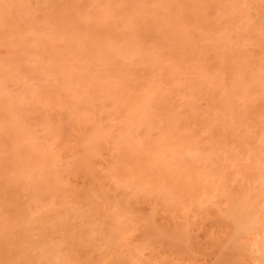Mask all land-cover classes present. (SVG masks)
I'll return each mask as SVG.
<instances>
[{"label": "bare ground", "instance_id": "obj_1", "mask_svg": "<svg viewBox=\"0 0 264 264\" xmlns=\"http://www.w3.org/2000/svg\"><path fill=\"white\" fill-rule=\"evenodd\" d=\"M48 1H50L49 5L47 4ZM103 1L63 0L62 2L61 0V4H58L59 0H0V48H2L1 46L6 44V46L8 47L7 55H9L7 59H2L3 57H1L0 59V264H264V125L260 123L264 120L261 121L262 118L260 120V113H258L257 115L259 116V118H256L257 116L254 114H248V112L251 113L252 109L254 108L252 107V102L250 107L252 109L246 111V109L244 110L245 106L243 107V109H241V107L243 106V100L241 102L237 101L238 104H235L234 102H236V100L233 101L232 99H230L231 94L234 95V97L232 96L233 98L236 97L234 90L238 89L239 85L237 87V82L233 80V82H235L234 86H236L237 88L231 87L230 92L232 93L230 94L229 90H227L228 87L225 89V85L228 82V80L225 81V79H229V76H225L223 74L226 71L225 69L229 68L228 63L230 62L231 63L229 66L232 67V64L234 63L236 71L237 69L239 71V68H241V70L239 71L240 73H243V70L246 71V69L251 67L249 65L250 62V64L253 65V68H255L254 73L257 69V67H255L256 65L258 66V68L259 66L260 68L264 66V57L262 56V54H264V0H231L232 2L228 0L229 2H231V4H229L232 5V8L227 3L228 1L225 0V2L227 3L226 5L223 0L222 2L224 6H221V12H223L222 10H224V7L227 6H229V9L231 8V11L229 9H226L225 12L224 10V15L222 16L220 9L217 10L220 12L221 18H225L226 24H224V18L222 19L223 21L221 19H218V17L220 18V15H218V17L215 16V14L217 15L219 13L217 12V10H215V8H218L216 6L220 5L221 0H210V4H213V6H215L214 8L210 7V5L207 4L208 0H202L201 2L200 0H198L200 3L193 0V2L195 1L196 3H198L199 8H202L201 11L204 9L203 12L200 11L201 14H205L204 16H206V13L208 12H206V8H208V10H210L211 12L215 11L213 15L214 20H208L211 21L212 27L215 26L214 24H217L218 20H220L219 22H222V24H224L221 26V23L218 22V24L216 25L217 29L215 28V32L218 33H216L215 36L214 31L211 33V31L213 30L211 27H209L211 26V24L208 23L207 27L211 29V31L209 32L210 37L213 35L215 36L213 37V41V38H211V40L209 39V34H207L208 32L205 33V31H208L209 29H204L205 31L203 29L201 30L203 26L206 27L207 25L206 23H204L207 21V16L204 18L202 15L201 17V14H198L200 13L199 8L196 4V6H194V3H192V1H189L192 3L191 6L193 5L192 9L194 10V7H197L195 9V11L197 10V16L199 15V18H203H200L201 20H199V22L197 21V19L199 18L191 15V21L195 18L194 23H196L197 21V23L199 24L194 25L193 22L189 21L191 26H189L188 24L186 25V27H191L192 29L185 28L184 25L187 23H183L184 19H182V17L184 16V14L180 18L178 14L172 12L173 9H171L170 11L173 13H171L172 15L169 14V11L168 13L166 12V10L170 8L169 5L171 2H168L169 0L166 1L169 3V5L166 3H164L166 4L164 5L160 0L159 2L157 0L156 2L154 0L156 2L155 4L153 0H148V3L151 2L150 4L152 6L154 5L153 7L150 6V4H147L146 0V6L142 2L143 0H132L133 2L122 0V2L120 3L117 2L119 4V9H117V6V8L115 7V4H117L115 2L118 0H113V8L110 6V3H107L109 2V0H107V2L106 0ZM137 1L141 2L139 3ZM53 2H56V4H54ZM128 2H130L129 4L131 5H129ZM183 2V4L186 3V1ZM214 2H216V5L214 4ZM218 2L219 5L217 4ZM102 3H106L107 5H103ZM159 3H161V5H159ZM126 4L130 6V9H132L128 13V18H130L133 14L132 11L136 13L138 8V14H133L135 20L138 17V21H134L133 25V23L131 22L134 19L131 20L130 18L129 20H131V22H128L131 23L132 26H130L129 29L128 25L130 24L127 23L125 21L126 18H124L127 17L125 15L129 11L128 6L125 8ZM93 5L95 6L96 13L98 12L99 15L95 13V10H93ZM99 5L102 9L98 8ZM101 5L103 6L101 7ZM140 5L142 7H140ZM201 5H203L204 7ZM206 5H208L209 7ZM108 6L110 8H108ZM143 6L145 8L149 6L150 11L153 12V14L150 12L146 13L147 10L145 11V9H143ZM183 6L185 7V5H181L179 7L181 8ZM244 6L245 8H248L246 9V11L252 9L254 13H251L250 11L246 13V11H243ZM84 8L87 10L83 11L82 9ZM89 8H92L91 10H93V12L89 11ZM111 8L122 11L120 13L124 16L122 18H124L125 20L122 21L120 19V13H117L119 14V16L115 15L116 13L114 11L117 12V10L114 9V11H112ZM120 8H123V10H121ZM173 8H175V6ZM79 9L82 13L78 12ZM98 9L99 11H97ZM124 9H126V14H122ZM139 9H141L140 13ZM160 10L162 13L160 12ZM17 12L18 15H16ZM85 12L88 14H86ZM112 12H114V15L117 19L115 18V16L111 17ZM77 13L81 14L79 19L74 18L77 21L80 20L82 16H84L83 13L86 14L87 18H90L92 13H95V15L92 16H99L96 17L99 20L97 22L95 21V24L98 23L99 25H95L97 26V29H93V26H89V28L91 27V30H93H88V38V34L86 35L85 33V35L82 34L84 37H81V32L79 33V30L75 28L77 27V25L84 26V23H78L76 20L70 22L73 23L74 26L72 25V27L71 24H69V26L71 27L68 33L70 34V36L68 37H71L74 40V36L77 35L76 38L78 39V41L76 40L77 42H75V45L72 44L73 46H75L73 48L71 44L70 46L68 44L66 47L69 52L67 51V49H65V47L64 49L66 52L63 51V53L65 52L64 55L60 51L61 48H58L59 55L62 56L58 59V61L61 62L59 64V62L56 61V53L55 56H53L52 54L53 50L57 48V45L61 43V41L66 42L65 33L62 32L63 29H59V24H62L61 21H64L63 18L66 17L65 19L69 21V17L67 18V16L69 15L70 17H76ZM145 13L146 16H144ZM166 13L167 16L169 15V17L167 18ZM10 14L14 19H17L15 23L19 21L17 24H21L20 20H23L24 23H26L25 25H27V28H25L24 25H21L26 29V32L29 33H25V42L23 40L24 37H22L23 39L21 38L23 41V43H20L21 47L18 43L17 44L19 46L16 45L17 47H15L12 44V40H8L9 38L11 39L10 36L16 34L19 36V38L21 36H25V34H23L25 32V29L22 30V33L20 31V28H17L16 25L15 26L17 29L14 28V26L11 27L14 23L8 26L10 21L9 18H11ZM186 14L187 13H185V15ZM161 15L163 16L162 18L165 17L164 19L166 20V22L165 20L164 23L162 22L163 20L162 18H160ZM176 15H178L179 18H177ZM78 16L79 15H77V18ZM95 17H91V21H93ZM144 17L148 19L150 17L151 21L148 20L147 22L146 19L143 20ZM111 18H114L115 21H112ZM154 18L155 20L153 21ZM209 18L210 17H208V19ZM141 19L142 21H140ZM174 19L180 20V23H177L179 24V27H177L175 23H172L174 21L171 22V20ZM215 19H217V21ZM85 20L87 19L85 18ZM100 20L101 23L105 25L104 28H102L103 25H101ZM157 20L158 22H162L164 25H160L161 23H158ZM167 20H170V22H168L170 23V25L172 24V26H170L169 23L167 24ZM202 20V23L206 25L201 26ZM74 21H76L77 23ZM118 21L119 23H121L120 26L118 24ZM116 22L118 25L116 24ZM141 22L144 24L142 25ZM151 23L154 25H152L153 27H155L154 23H156V25L158 24L159 27L161 26V28H159L161 30H163L162 27L164 26L165 29L163 31L166 32V35H164L165 32H161L162 35L160 36H162V38L164 36L168 37V35L171 36L174 34V32L176 34V31H172L174 30V28H176L177 33L178 31H181L179 34H177L180 36H178L180 41V44L178 43V46L179 48H185L189 45V47H187L186 49L187 52L188 48L189 51L191 49L195 50L196 48L198 49L201 44L203 45L208 42L209 44L207 43V45H205V48H210L211 50L213 47L211 52H209L208 50V53L205 48L203 49V45L201 46V49H203L201 50L202 52L199 48L198 52L194 54L195 52L193 51L194 53L193 55L191 53V56H199L201 58L204 53V56H207L206 52L210 55V53L213 54V52L215 53L219 51L217 54L215 53L217 57L214 55V61L216 59L218 62L216 63V65L221 64V67L216 66L218 70L215 68L214 69L217 70V73H221L220 70H223L221 76L224 77L222 78L220 74H215L218 77L215 76L213 80L212 76L214 75H212L211 77L214 83H209V76L212 74L211 70H213V74L216 72L214 71L213 66H210L211 64H208L212 69H208L207 66H205L206 72L210 74L209 76H207L209 77L208 80L205 78L207 74L206 72H204L205 68L202 63H205L206 61L203 56L202 58L205 62L200 58V60H198V57L196 58L198 61H201L199 62V64L201 63V65L199 67L196 66V68H199L200 70L204 68V70L202 69L203 71L201 72L206 75L203 77L202 73L200 76H198L199 72L196 71V69L194 72L197 74L195 76L199 78L197 79L195 77L197 82L198 80L205 78L203 80H200V87L198 90H201L200 92L201 94L203 93L202 95L200 94V92L195 91L199 83L197 84V82H195L196 80L195 78H193L194 76L192 75L188 77V83L184 82L186 81L185 78L183 79V81L178 79L176 74L175 76H173L175 71L174 69L176 68L171 64L170 65L174 68H172L173 74L171 72L168 73L170 75L172 74L170 76L171 78L169 80V85H174L172 86L173 90H171V92H169L171 87H167V85L164 84L165 81L163 82V77L166 75L164 71L162 72L165 75H161L160 80L157 81L156 79L152 78L151 81L149 80L150 82L147 81L148 79L145 80L147 81L145 83L144 80H141L142 82L137 83L138 78H135L137 82L134 84L132 82V84L128 83L126 80L125 83L123 82L124 79L122 77L123 83H121L127 87L122 84H118L120 82H116L117 78L115 80L113 79L115 82L113 84L110 81L112 79H108V84H106L108 80L105 81L103 79L105 83L102 82V76L100 77V75L99 77H96V79H94V75L98 76V73H103L101 72V70L102 68L104 69V66H108L107 69L112 68L109 67V65H112L114 62H116H113L116 56H121L123 57L121 59H124V61L126 62L129 61L132 64V61L130 59L134 58V61L140 51L144 50L145 48V50L148 51L149 49V51H151L154 48V45H156L153 44V41L157 42L156 34L158 33L157 30H154V32L152 31L155 28H152ZM87 25L88 24H86V27ZM158 25L156 26V28L158 27ZM167 25L171 27L170 30ZM180 25L182 27H180ZM133 26H136L135 30H133ZM145 26H148L152 29L149 30L150 28H146ZM194 26H196V30ZM227 26L229 27V31L234 33V37H229L230 32L228 33ZM139 27L140 30H138ZM10 28H13L14 30L12 29L11 31ZM65 28L66 27H64V29ZM68 28L69 27H67V29ZM80 28L86 29L83 27ZM101 28L102 31H107V33L103 35L105 36L106 42L108 43H106L102 39V37L100 38L99 36H97L99 33V29ZM122 28L124 29L122 30ZM224 28L227 30L226 34L228 35H226L225 39H227L228 37L230 38L228 43L225 39L223 40L225 41V44L223 41H221V39L225 37V33L223 32ZM82 29L81 31H83ZM106 29H108L109 31ZM70 30L72 32H70ZM86 30H84V32H87ZM119 30L120 32H124L125 30L124 33L130 32L132 36H130V34L122 36V33L120 34V32H118ZM131 30H133L135 33H131ZM187 30H189L190 32ZM198 30L199 32L202 31V33H199ZM90 31L91 33H89ZM105 31L103 32L105 33ZM140 31H142V34L140 33ZM169 31L172 32L170 33ZM183 31L186 35H182ZM12 32L16 33L12 34ZM167 32H169L170 34H168ZM111 33L113 35L117 34V36L114 37V35L111 37ZM150 33L152 35H150ZM193 33L194 35H197L199 40L201 39L200 42H198L199 40L195 39L196 42L201 43L199 44V46L198 43L193 41L194 38H196V36H193ZM147 34H149L151 37L147 36ZM153 34L156 36L152 37ZM187 34L188 36L190 34V36L187 37ZM198 34H200V36H198ZM203 34H207L206 37ZM141 35L143 37H141ZM181 35L184 37H182ZM191 35L193 37H191ZM218 35H220L221 38L220 36L218 37ZM261 35L262 38H258ZM120 36L121 38L125 36L124 38L128 39V41L130 40V37L134 42L136 41L135 44L134 42L131 43L132 40H130V42H126V44L130 43V46L134 44V47L131 46L132 50L128 48L126 49V47H124L125 52L126 50H128L129 56H125L123 54L124 50L122 45L124 44V38L122 41L119 40L118 42L117 39H119ZM138 36H140L141 38H138ZM173 36L175 38V35ZM185 36L187 37V39H185ZM15 37L16 36H12V38ZM98 37L101 39V41L99 40L100 46L96 42L99 39ZM109 37H114V40ZM135 37L138 38V42ZM148 37L151 40L148 39ZM169 37L168 41L170 43L168 45H171V43L173 45L174 43V45L169 46V48L172 47L171 49L173 50L171 51L170 49V51L173 52V56L175 57V53L179 54L180 52H178V49L176 48L178 37L176 36V41L172 37L174 40L171 39V41L173 40V42L169 40ZM182 38H184L185 41L187 40L186 42H188L189 44L183 41ZM206 38L209 40H207ZM255 38L258 39H256L257 43L255 42ZM87 39L90 41H88ZM141 39H147V42H152L151 45L153 46V48L151 47L150 43L147 44L146 41V43H143ZM188 39H190L191 41H188ZM162 40L163 39L159 41L163 43ZM165 40L167 41V38L164 39V42H166ZM216 40L217 42H214ZM219 40L223 43L219 44ZM86 41L89 42V47L91 46L92 51H90V48L87 46L88 42ZM168 41L166 43H168ZM229 42L232 45H230ZM250 42H252L251 45H254L253 43H255V47L253 50L257 49V45L260 46L259 49H262L263 46V53L261 52V50H259L261 54H258L259 52L257 53V51H255L257 53L256 54L250 51V49L248 48L245 49L247 47L246 46L244 48L245 45H248V47L251 46ZM25 43L26 45H24ZM72 43L74 42L72 41ZM84 43L87 44L85 45ZM138 43H140V47L142 48H140V51L138 50ZM181 43L182 45L184 44L185 47L184 45L182 46ZM190 43H192L191 45L193 46V48H191L192 46L190 45ZM210 43H213L211 47L208 46L210 45ZM126 44L125 46H128ZM228 44L230 45V50H227L228 52L225 51V54L224 50L227 47L229 49ZM12 45L14 47H12ZM108 45H110V47ZM142 45L149 46L150 48L144 47ZM219 45L221 47L223 45L222 52L224 53V55L220 51L221 47ZM85 46L88 48L84 51ZM161 46L165 47V45ZM214 46L216 47L214 48ZM115 47H119L118 49H120V53H118L119 50ZM135 47H137L138 49ZM69 48H72L71 51ZM74 48L76 50H73ZM106 48H110V52L108 49L106 50ZM157 48H154L156 50L153 49V54L157 53L155 51H161V53L163 52L162 50H157ZM216 48H218L217 51L214 50ZM98 49L103 52H100ZM101 49H104L105 51ZM121 50L123 53L121 52ZM247 50H249L250 52ZM72 51H76L79 57H75ZM96 51L98 52L97 55L95 54ZM106 51L109 54H107ZM132 51L135 53L137 52L136 56ZM147 51H145V53L142 52L144 53V58L138 55V57L143 59L144 62H147L146 56L152 57L153 55L152 53L150 54V52ZM84 52L86 54H83ZM104 52L108 56H105ZM66 53L68 55H66ZM46 54L55 57L54 59L53 57H50L53 59V61L50 59L52 61L50 63L48 61L50 65L54 62L56 67H64V69L62 67L60 70L61 72L66 73L62 75L63 77L61 75L58 76L59 78L57 77L58 79L55 77L57 75L56 71L59 69L56 70V68H54V64L51 65L52 67H50L49 65V67H47L48 63H43L47 61V59L45 60L44 58H49V56L46 57ZM162 54H156L155 60H160L161 56H163V58L165 59L164 55ZM251 54H254V57L251 58V60L253 59L254 61H257H250L249 58ZM255 54L257 55L256 58ZM91 55L93 58H91ZM109 55H113V58ZM168 55L169 54H167V56ZM189 55L190 54L188 53V56ZM259 55H261L262 57ZM63 56L65 57L63 58ZM221 56H223L222 59ZM224 56H226L227 59ZM108 57H111L110 60ZM177 57L179 58V56ZM167 58H172V56H168L166 57V59ZM80 59L82 61L84 59L86 60V62H82ZM228 59L230 61H228ZM87 60L90 61L87 62ZM143 60L141 61L142 65L144 64ZM155 60L154 62H152L153 66L150 65V61H148L150 62L149 65L147 64V62L144 64V66L147 64L146 68L151 67V69H153L156 64ZM121 61L119 62L120 64H116L117 62L115 64L121 65ZM55 62L58 64H56ZM72 62H75V64L78 62L77 64L79 66H81L82 64V67H84L85 65V68L88 67L86 68V72L81 73L85 74V76L83 74L84 79H88L96 71V74L94 73V75L92 76L93 80H90L92 79L90 78L87 81V79L84 80L83 78H80V76L82 75L76 76L80 74L77 72L80 70L75 71L76 67L74 66H76L77 64L75 65L73 63L74 66L72 67ZM136 62L137 60L134 61L135 65H137ZM169 63H171V61ZM186 63L188 64V62ZM225 63L226 67H224ZM90 64L92 65V67ZM115 64L114 66L112 65L114 68L116 66ZM94 65L95 67L97 65V67L95 68ZM140 65L141 64L137 66ZM144 66H142L143 69ZM192 66L193 65H191V67ZM71 67L73 69H71ZM125 67L122 68L126 69ZM91 68L95 70L92 71ZM129 68L130 67H128V71L130 70ZM260 68L257 70V72L259 71V76H257L256 81L253 82L254 84L252 83L253 87L255 83L258 84V77H261L262 79L264 77L262 75L263 73L260 72ZM82 70L85 71L84 68H82ZM25 71L26 73L30 74L28 76H21L20 73L22 74ZM238 71L237 74L239 73ZM245 71L244 73L248 72ZM74 72L77 73L75 74ZM112 72L113 71H111L110 74ZM162 72H160L159 74H161ZM257 72L254 76L252 75V79L256 77V75H258ZM86 73L89 77H86ZM33 74H37L39 79L41 78L42 82L38 80V82H36L32 79L33 84L38 83L39 85L36 84L34 88L32 85V87L30 86V88H26L25 83L27 82L26 86H28L30 82L28 83L27 79H29V77L32 78ZM153 74H155V71L153 72ZM248 74H251L250 69ZM118 75L119 74H117L116 76ZM127 75L126 77L128 79ZM43 76L45 78L49 76L46 80V86H44L45 81H43ZM130 76L131 80L133 79L134 81L132 74H130ZM247 77H244L245 80ZM249 77L247 79H249ZM189 78H192L194 80L193 87L190 86ZM216 78L222 80L220 81V87L224 86L223 90L228 91V94H226V91L221 94L219 91L222 89H220L219 86H217V88L220 89H218V91L216 88H213L214 86L219 85L215 84L219 82ZM51 79L55 81L54 83L52 81V83L49 84V81L51 82ZM94 80L96 81V84L99 82V86L94 85ZM204 80L210 85L202 82ZM181 81L184 83H182ZM223 81L226 84H224ZM262 81V84L260 83V85L263 86L264 83ZM9 82H11V84ZM12 82L17 83L18 85L19 82L20 84H23V86H21L20 88L21 92L19 95H17L18 93L16 94V92H18L17 88L20 85H13ZM55 82H57L58 84H55ZM89 82H92V84ZM127 83L129 84V86L131 85L130 88L128 87ZM229 83L230 82H228V85ZM248 83L245 84L247 85ZM111 84L116 88H113L115 90L109 88L112 87ZM114 84L116 86H114ZM138 84H143L140 86L142 88H140ZM146 84L150 87L152 86L153 88H149V86L147 87ZM153 84L156 86H154ZM183 84L187 85V87H182ZM12 85L15 88L13 89V91ZM40 85L42 86L41 88L38 87ZM103 85H105L106 87H108L109 85V87L104 88L105 86L103 87ZM136 86H138L139 90ZM248 86L250 87V84H248ZM131 87H135L136 89H132ZM204 87L207 89H205ZM258 87L257 90L255 89V91H258V89L260 90V88ZM211 88L216 89L214 90L216 93L219 92L221 95H223V98L218 93L217 96H215L217 100L219 99V96L221 97V99H219L220 102L225 99L224 97L229 96L224 103H220V106H223V109L221 107H217L219 108V110L222 109L224 112L226 111V113H221L222 110H218V114L217 109L214 110L215 104L209 105V102L213 101V99L209 101L212 98L213 94L211 93L207 99L206 93L208 92L209 95V93L211 92H209V90ZM119 89L122 91H120ZM124 89L125 91H127V93L123 91ZM141 89L144 90L141 92H144L145 94L147 92V94L145 95L144 93H142L141 96L137 98L135 96L136 101L134 102L136 104L131 103V101L126 102L128 100L127 98H130L131 95H135L137 93L136 91H139V93H141ZM148 89L152 90L150 91ZM251 89L252 88H250V90ZM263 89L261 87L262 92ZM14 90H16V92H14ZM116 90H119L120 92ZM232 90L234 91V93ZM238 90L236 91L237 95L239 94ZM247 91H249V89H247ZM139 93L136 95H139ZM253 93L254 91L252 90L250 95ZM251 96L253 97V95ZM254 96H256L255 93ZM123 98L124 100H122ZM139 98L145 100L142 101ZM151 98L155 100L154 103H152L153 100ZM185 98H187V100H183ZM236 98L237 100H239L238 97ZM150 99L152 100V102H150ZM229 99L232 100V102ZM227 100L230 103H227ZM204 102H206L205 104L207 105V107H204ZM225 103L229 105L234 103V105H232L234 107L232 108ZM237 105L240 107V110L246 111L245 113H247V115L245 114L246 118L244 119H247V123L250 124L249 126L247 124L248 127H246L245 125V128L239 131L235 130V128L239 127L237 126V124L239 125V122H241V120H237V118H240L238 117V114L239 116H241L244 113L243 111L236 110L239 109ZM261 105L262 104H260V107L263 108ZM210 106H212V108L214 109L209 110V108H211ZM226 106H229L228 109L230 107L232 109L235 108L236 111H228V109H226ZM182 107L186 109L187 114H184L182 112ZM152 109H156V113L153 112ZM179 109L185 116L182 117ZM161 110L163 112H160ZM252 113H254V111H252ZM230 115H235V117H231ZM249 116H253L255 118L252 117L251 120L247 118ZM253 119L255 120V123L258 122L257 124H262V126H260V124L258 125L260 129L262 128L261 131L259 130V128V131H257V129L255 130L256 125H251V122L254 123ZM256 119L259 120L257 121ZM249 120L250 122H248ZM114 121H119V123L121 122L120 129L117 130L118 132L122 128V131L119 132V136V133L115 135L116 137L113 136L116 140L111 139V134H113V132H115L116 130L114 129L113 132L110 130L112 129L111 124ZM225 121L226 123H224ZM216 123L217 125H220H218V128H220L221 131L217 129ZM241 123L243 124V122ZM233 124L237 127H234ZM40 125L42 128L40 127ZM184 125L187 128L189 127L190 129L188 128V131L191 130L193 134H190V132L188 133ZM37 126H39V130ZM225 128L227 129L225 130ZM182 129L192 137H199L197 138L198 140L193 137L195 141L197 140V143L191 139L190 135L189 137L186 132L184 133ZM214 134H216V136L218 137L217 140L214 138ZM182 135H187L189 137H187L189 142L186 137H183ZM206 135H208L210 138ZM205 138L207 139V141ZM179 139L182 141L186 139L188 143L186 142V144ZM214 139L215 141H212ZM191 141L194 142L191 143ZM189 143L195 144L193 146ZM105 145H108V148L112 145L110 149H108V151H110H107L106 153L108 158L105 157L106 154H104V152L102 151ZM174 161L177 163H175ZM213 167H216V169H213V173L211 172V174L210 171ZM200 168H204V171L200 170ZM205 168L209 169L210 171H207V169Z\"/></svg>", "mask_w": 264, "mask_h": 264}, {"label": "rangeland", "instance_id": "obj_2", "mask_svg": "<svg viewBox=\"0 0 264 264\" xmlns=\"http://www.w3.org/2000/svg\"><path fill=\"white\" fill-rule=\"evenodd\" d=\"M54 1H55V0H54ZM65 1H66V0H65ZM102 1H103V0H102ZM110 1L112 2L113 0H109V2H107V0H106V2H107L108 4L110 3V6L113 8L114 1H115V0H114L112 3H111ZM123 1H125V0H123ZM127 1H132V0H127ZM141 1H142V0H141ZM141 1H137V2L140 3ZM151 1H152V0H151ZM155 1H156V0H155ZM155 1L153 0L154 4H155L157 1L159 2V0H157L156 2H155ZM160 1H161V3H163V4L166 3V4H168V5H169L168 2H171L170 5H169V6H170V8H169L170 10H169V9L166 10L167 13H168V11H169V14H171L172 12H173V13L175 12V14H178V15L180 16V18H181V17L183 16V14H184L185 17L183 16L182 19H184V21H185V22L183 21V23H187V24L184 25L185 28H187L186 25H188V24H189V26H191V24L189 23V21H191L192 16H195L196 18H199V17H198L199 15L197 16V10L195 11V9H196L197 7L199 8L198 3H196L198 0H195L196 2H195V1L193 2V0H182V1H181V0H178V2H177V0H175V1L173 0V2H172V0H169L168 2H166L167 0H164V1H163V0H160ZM162 1H163V2H162ZM183 1H186V3H188L189 5L186 4V3L183 4V3H184ZM189 1H192V3H194V6L197 5V7H194V10L192 9V8H193V7H192L193 5L191 6L192 3L189 2ZM201 1H202V0H200V2H201ZM204 1H205V0H204ZM212 1H213V0H212ZM218 1H220V0H218ZM222 1H223V0H221L220 5H219V2L217 3L219 6H216V7H218V8H215V10L220 9V12H221V6L223 5V2H222ZM226 1H228V0H226ZM230 1H231V0H230ZM49 2H50V1H48V3H47V2H46V3L49 5V4H50ZM60 2H61V0H59V3H58V4H61ZM62 2H63V0H62ZM99 2H100V1H99ZM103 2H105V1H103ZM117 2L120 3V2H122V0H118V1H116L115 3H117ZM132 2H133V1H132ZM132 2H131V3H132ZM135 2H136V1H135ZM142 2H143V3L145 4V6H146L145 0H143ZM146 2H147V4H150V3H151L150 1H149L150 3H148V0H146ZM174 2H175V3H174ZM198 2H199V1H198ZM200 2H199V3H200ZM208 2H209V3H208ZM208 2H207V4L210 5V7H213V8L215 7V6H213V4H212V5L210 4V2H211L210 0H208ZM231 2H232V1H231ZM231 2L228 1L227 3H228V4H229V3L231 4ZM51 3H52V2H51ZM53 3H54V2H53ZM94 3H95V2H94ZM123 3H124V2H123ZM125 3H126V2H125ZM129 3H130V2H128V4H129ZM139 3H138V4H139ZM161 3H159V5H161ZM178 3H179V4H178ZM202 3H203V2H202ZM202 3H201V4H202ZM212 3H213V2H212ZM215 3H216V2H214V4H215ZM224 3L227 5V3L225 2V0H224ZM47 4H46V5H47ZM54 4H56V2H55ZM58 4H57V5H58ZM63 4H65V3H63ZM100 4H101V3H100ZM102 4H103V5H107L106 3H105V4L102 3ZM112 4H113V5H112ZM132 4H134V3H132ZM144 4H142V5H144ZM152 4H153V3H152ZM166 4H164V5H166ZM175 4H177V5H175ZM195 4H196V5H195ZM204 4H205V3H204ZM230 4H229V5H230ZM232 4H233V3H232ZM48 5H47V6H48ZM96 5H97V4H96ZM103 5H101V7H102ZM129 5H131V4H129ZM129 5H127V4H126V6L123 5V6H125V8H126L127 6L129 7V8H128L129 11L127 12V14L130 12V10H132V9H130V6H129ZM134 5H135V4H134ZM168 5H167V6H168ZM181 5H185V7L183 6V7L180 8L179 6H181ZM208 5H206V6H208ZM215 5H216V4H215ZM226 5H225V6H226ZM33 6H34V4H33ZM33 6H32V7H33ZM41 6H42V5H41ZM44 6H45V5H44ZM93 6H94V5H93ZM116 6L118 7L119 4H118V3L115 4V7H116ZM120 6H121V5H120ZM136 6H137V5H136ZM150 6H152V5L150 4ZM153 6H154V5H153ZM153 6H152V7H153ZM155 6H156V5H155ZM157 6H158V4H157ZM174 6H175V8H173ZM201 6H203V5H201ZM223 6H224V5H223ZM223 6H222V7H223ZM230 6H231V8H232V5H230ZM88 7H90V6H88ZM117 7H116V8H117ZM121 7H122V6H121ZM140 7H142V6L140 5ZM162 7H163V6H162ZM171 7H172V8H171ZM189 7H190V9H189ZM203 7H204V6H203ZM208 7H209V6H208ZM227 7H228V8H227ZM227 7H224V8H225V9H224L225 12H226V9H229V6H227ZM246 7H247V6H246ZM251 7H253V6H251ZM251 7H250V9H251ZM93 8H94L93 10H95V6H94ZM96 8H97V6H96ZM98 8H100V5L98 6ZM104 8H105V6H104ZM108 8H110V7L108 6ZM112 8H111V9H112ZM123 8H124V7H123ZM123 8H122V9L120 8V9L123 10ZM132 8H134V7H132ZM136 8H137V7H136ZM154 8H156V7H154ZM159 8H160V7H159ZM178 8H179V9H178ZM205 8H206V7H205ZM231 8H230V9H231ZM244 8H245V6H244ZM244 8H243V11H246V9H248V8H245V9H244ZM84 9H85V8H84ZM84 9H82V10H83V11H86V10H87V9H85V10H84ZM91 9H92V8H89L88 10L93 12V10H91ZM100 9H102V8H100ZM114 9H115V8H114ZM114 9H112V11H114ZM117 9H119V7H118ZM117 9H115V10H117ZM143 9H145V11L147 10L146 13L150 12V13L153 14V12L150 11V7H149V6L146 7V8L143 6ZM165 9H166V8H165ZM171 9H173V10L175 9L176 11H175V10H174V11L172 10V12H170ZM180 9H181V10H180ZM184 9H185V10H184ZM201 9H202V8L200 7V8H199V12L201 11ZM210 9H211V8H210ZM230 9H229V10H230ZM253 9H254V8H253ZM103 10H104V9H103ZM125 10H126V9H124V11H123L122 14H124V13L126 14ZM152 10H153V9H152ZM155 10H156V9H155ZM158 10H159V9H158ZM177 10H178V12H177ZM187 10H188V12H187ZM191 10H192V11H191ZM203 10H204V9H203ZM203 10H202L201 12H203ZM224 10H222L223 12H221V15H222V16L224 15ZM229 10H228V11H229ZM97 11H99V9H98ZM140 11H141V9H139V13H140ZM143 11H144V10H143ZM183 11H184V12H183ZM194 11H195V12H194ZM207 11H208L209 13H208ZM212 11H214V10H212ZM228 11H227V12H228ZM230 11H231V10H230ZM249 11H250L251 13H254V11H253L252 9L249 10ZM249 11L247 10L246 13H248ZM252 11H253V12H252ZM14 12H16V11H14ZM14 12H13V14H14ZM76 12H77V11H76ZM78 12L80 13L81 10L79 9ZM100 12H101V11H100ZM104 12H105V11H104ZM114 12L116 13L115 15H118V16H119V14H117V13H120V12H122V11L117 10V12H116V11H114ZM114 12L111 13V17H114V16H115V15H114ZM137 12H138V8H137ZM137 12L135 13V12L132 11V13H133V14L135 13L136 15L138 14ZM157 12H159V11H157ZM160 12H161V10H160ZM201 12L198 13V14H201ZM204 12H205V11H204ZM206 12L208 13V14L206 13V16H207L206 19H207V21L204 22V23H206L207 25H206V24H203V23H202L203 20H202V21H201V23H202L201 26L206 25V27L203 26V28H201V30H202V29H203V30H204V29H209L208 31H207V30H206V31L204 30L205 33L208 32L207 34H209V32L211 31V29L207 27V26H208V23L211 24V26H209V27H211V28L213 29V30L211 31V33H212L213 31H214V32L216 31V29H217V26H216V25L218 24V22H219L220 20L217 21V19H215V20L217 21V24H214L215 26L212 27V23H211V21L214 20L213 15H214L215 11H214V12H211L210 10H208V8H206ZM210 12H211V13H210ZM217 12H219V11L217 10ZM220 12H219L217 15L215 14V16L218 17V15H220ZM11 13H12V12H11ZM73 13H74V12H73ZM81 13H82V12H81ZM85 13H86V12H85ZM85 13H83L84 16H82V18H81L80 20H78V21H77L76 19H79V17L81 16V14H78V13H77V14H76V17H75V16H74V17H73V16L70 17V16L68 15L67 18L69 17V18H68L69 21H67V19H65V18H66V17H65V18H63L64 21H63V22L61 21L62 24H61V25L59 24V29H60V30L63 29L62 32L65 33L66 42H65V41H63V42L61 41V43H59V44L57 45V48H56L55 50L58 52V54H57V52H56L55 50H53V52H52L53 56H55V53H56V56H55V57H56V61H58V59L62 57L61 55H59L58 48H61L60 51H61V53L64 55L65 52H66L65 49H67L66 46H67L68 44H69V46H70V44H71V46H72V48H73V47H75V46H73L72 44L75 45V42L78 41V39L76 38V36H77L76 34H75L76 36H74V40H73L71 37H70V38L68 37V36H70V34H68V33H69V29H70V27L73 25V23H70V22H72L73 20H76L78 23H79V22H81V24L84 23V26H85V27L82 26V25H81V26H80V25H77V27H75V28H77V30H79V31H78L79 33L81 32V35L84 34V33L87 35V34H88V30H89V29L91 30V27H92V26H93V29H97V26H95V25H99V24H98V23L95 24V23L99 20V19H97L96 17H99V16H96V17H95V16H92V15H95L96 10H95V13H92V15L90 16V18H87L86 14H88V13H86V14H85ZM89 13H90V12H89ZM106 13H107V12H106ZM109 13H110V10H109ZM146 13L144 14V16H146ZM150 13H149V14H150ZM161 13H162V12H161ZM167 13H166V18L169 17V15L167 16ZM173 13H172V14H173ZM180 13H182V14H180ZM185 13H187V14L185 15ZM190 13H192V14H190ZM195 13H196V14H195ZM222 13H223V14H222ZM90 14H91V13H90ZM96 14H98V12H97ZM127 14L125 15V16H127V17H124V16L121 15V13H120V19H121L122 21H124V20H125L124 18H126L125 21H126L127 23H129L128 21L131 22V20L134 19V16H133V14H132V15L130 14V15H131V17H130L131 20H129V19H130V18H128L129 14H128V15H127ZM156 14H157V13H156ZM172 14H171V15H172ZM189 14H190V15H189ZM16 15H18V12H17ZM77 15H79L78 18H77ZM98 15H99V14H98ZM164 15H165V13H164ZM178 15H176L177 18H179ZM191 15H192V16H191ZM202 15H203L204 18L206 17V16H204L205 14H201V17H202ZM221 15H220V18L218 17V19H221V20H222L224 17L221 18ZM85 16H86V17H85ZM132 16H133V17H132ZM152 16H153V15H152ZM152 16H151V17H152ZM173 16H174V15H173ZM10 17H11V18H9L10 21H9V25H8V26H10V24H13V23H14L11 27L14 26V28H16V26H17V28H20V31H21V32H22L23 29L27 28V25H25L26 23H24L23 20H20V23H21V24H17L19 21H17V23H15V21H16L17 19H14L13 16H11V14H10ZM16 17H17V16H16ZM16 17H15V18H16ZM88 17H89V16H88ZM91 17H95V18H94L95 20L93 19V21H91V19H92ZM100 17H101V16H100ZM122 17H124V18H122ZM136 17H137V16H136ZM136 17H135V18H136ZM139 17H141V16H139ZM142 17H143V15H142ZM147 17H148V15H147ZM162 17H163V16L161 15L160 18H162ZM201 17H200V18H201ZM208 17H210V18L208 19ZM17 18H18V17H17ZM74 18H76V19H74ZM85 18H86L88 21L85 20ZM115 18H116V16H115ZM118 18H119V17H118ZM127 18H128V20H127ZM155 18H156V17H155ZM155 18L153 19V21L155 20ZM164 18H165V17H164ZM164 18H162V20H163L162 22H163V23H164V20H165ZM173 18H176V17H173ZM173 18H172V19H173ZM188 18H189V20H188ZM200 18L197 19V21L203 19V18H201V19H200ZM71 19H72V20H71ZM111 19H112V21H115L114 18H111ZM113 19H114V20H113ZM116 19H117V18H116ZM137 19H138V17L136 18V20H137ZM142 19H143V18H142ZM142 19H141L140 21H142ZM145 19L147 20V22H148V20L151 21V20H150V17H149V19L144 17L143 20H145ZM194 19H195V18H194ZM194 19H192L191 22L194 23V21H195ZM13 20H14V21H13ZM65 20H66V21H65ZM70 20H71V21H70ZM136 20L134 19L131 23H133V22L136 21ZM204 20H205V19H204ZM208 20H211V21H208ZM223 20L225 21L224 24H226V20H225V18H224ZM223 20H222V21H223ZM76 21H74V22H76ZM95 21H96V22H95ZM116 21H117V20H116ZM122 21H121V22H122ZM137 21H138V20H137ZM168 21L170 22V20H167V24L169 23ZM172 21H174V22H172ZM175 21H177V22H175ZM179 21H180V20H177V19L171 20V22H172L173 24L175 23V25H176L177 27H179V24H177V23H180ZM197 21H196V23H194V25H195V24H198ZM216 21H214V22H216ZM10 22H11V23H10ZM22 22H23V23H22ZM77 22H76V23H77ZM85 22H86V23H85ZM88 22H89V23H88ZM102 22H103V19H102ZM110 22H111V20H110ZM126 22H125V23H126ZM157 22H158V20H157ZM162 22H158V23H161L160 25H164ZM165 22H166V20H165ZM199 22H200V21H199ZM100 23H101V20H100ZM114 23H115V22H114ZM125 23H123V24H125ZM131 23H129V24H130V25H128L129 27L126 26V27H128V29L130 28V26H132ZM145 23H146V22H145ZM152 23H153V22H152ZM152 23H151V26L153 25ZM219 23H221V26L224 25V24H222V22H219ZM69 24H71V26H69ZM86 24H88V25H87L88 29H87V27H86ZM116 24H117V22H116ZM118 24H119V26H120L121 23H119V21H118ZM118 24H117V25H118ZM135 24H136V23H135ZM138 24H140V23H138ZM138 24H137V25H138ZM141 24L143 25L144 23L141 22ZM146 24H147V23H146ZM154 24H155V27H153V26H154V25H153L152 28H155V29H153L152 31H153V32H154V30H157V31H158L157 34L155 33V34L157 35V37H156V41L158 42L159 40L163 39V40H162L163 43H161L160 41H159L160 43L158 42L159 45L157 44V42L153 41V42H154L153 44L158 45V46L154 45V48H157V47H159V46H161V45H165V47L161 46V47L157 48V50H162V51H163L162 53H165V54H162L161 51H155V52H157V53H154V54H153L152 51H153L154 48H153V46L151 45L152 42H151V43H150V42H147V39H146V40H142V39H141V41H143V43H144L145 41L147 42V44L150 43L151 47L153 48L151 51H149V49H148V51L150 52V54L152 53V54L154 55V58H153V55H152V57H149V56L147 57V56H146V61H147V62H148V61H150L151 63L154 62V60H155V58H156V54H162V55H164V57H165V59H164L163 56L160 55L161 58H160V60H155V63H156V64H155V67H154V68L152 67L153 69H151V67H149V66H148V67H149L150 69H149V68H146V67H147L146 65H147V64L149 65L150 62H148V63H147V62H144L143 59H141L140 57H138V55H139V56H142V58H144L143 54L145 53V51H147V50H145L146 48L144 49V47H149V46H144L145 44L142 45V46H144L143 49H144L145 51H144V50L140 51V48H141V47H140V43H138V45H139V46H138L139 49H138L137 47H135V48H137V49L140 51V53H139V51H138L139 54H137V52L135 53V52L132 51L133 53H135V54H134L135 56H136V54H137V57H136V59H135L134 61L137 60V62H136L137 65H139V64L142 65V62H141L142 60H143L144 64L147 63L145 66H144V64L142 65V66H144V69H143V67H142L141 65H140V66L135 65V63H134V61H133L134 58H133V59H132V58L130 59V60L132 61V64H131V62L127 61V62H128V63H127L126 61H124V59H121V58H123V57H121V56L117 57V56H116V57L114 58L113 62L116 61L117 63H116V62H114V63L112 62V63H113L112 65L114 66L115 63L118 64L121 60H123L124 62L121 61V63H122L121 65H116V64H115L116 66H115V68H114L111 64H110V65H111V66H110L109 63H108L109 67H112V68L107 69L108 66H107V67L104 66V69L102 68V70H101V72H103V73H101V74L98 73V76L94 75V73H95L96 71L93 73L94 76L91 75V74H92V72H91V74H90L91 77H89L88 74L86 73V74H87L86 77H89V78H88V79H87V78L84 79L85 74L83 73V74H84V76H83V74H81V73H82V72H86V70H87L86 68H88V67L85 68V65H84V64H83L84 67H82V64H81V66H79V65L77 64L78 62L76 63V64H77V65H76V64H75V62L77 61V60H76L75 62H72V67L74 66V64L76 65V66H74V67H76L75 71L80 70V71H77V72L80 73V74H78V75H76V76L82 75L83 77L80 76V78H83L84 80L87 79V81H88L90 78H92V76L95 77L94 79H96V77H99V75H100V77L102 76V78H101L102 80H101V81L104 82V83H105V81L108 80V79H109V80H110V79H112V80L114 79V80H115V79L117 78V79H116V82H117V81L120 82V83L117 82L118 84H122L123 82H125V80H126L128 83H131V82H132V83L134 84V83H136L137 81H138L137 83L142 82L141 80H144V83L147 82V81L150 82L152 78H154V79H156V80L158 81V80H160L161 75L164 76V75H165L164 73H166V75H167L168 77H167L166 75H165L164 77L162 76V77H163V82L165 81L164 84H166L167 87H171L170 90H169V92H171V90H173V89H172V86H174V85H172V86L169 85V84H170L169 80H170V78H171L170 76L173 74V72H172V68H173V66L176 68V69L173 68V69L175 70L173 76H175V74H176V75H177V78L180 79V80H182V81H183V79L185 78L186 81H184V82L188 83V82H189V80H187L188 77H190V76H192V75L194 76L193 78L196 77L195 75H197V74L194 73V72H195V69H196V71L199 72V73L197 72V73H198V76H200V75L203 73V72H201V71H203L204 68H205V71H204V72H206V67H205V66H207L208 69L210 68V66H213V69H214V68L217 69L216 66L219 67V66L221 65V64L216 65V63H218L216 59H215L216 62L214 61V55H215V53L217 54L219 51H218V52H215V53L213 52V54L210 53V55H209L208 53L211 52V50L213 49V47H212L211 50H210V48H209V49H208V48L206 49V48H205V45H207V43H208V42H206L205 44H203V45H204L203 49L205 48L207 52H208V50H209L208 53L206 52V55H207V56L209 55V56H208V59H207V56H204L205 53L202 55V57L204 56L203 58H205V61H206V62L203 60L202 57L200 58L199 56H197V57H198V60L201 59V60H203V61L205 62V63H202L203 66H204V68H202L203 70H202V69L200 70L199 68L197 69L196 66L199 67V66L201 65V63L199 64V62H201V61H198V60L196 59V58H197L196 56H195V57H194V56H191V53H192V55H193L194 52H195L194 54H196V52H198L199 48H200V51L203 50V49H201V48H202L201 46H203V45H202L201 43H198V42L201 41V39L199 40V38L197 37V35H194V33L196 32V31H195V32L193 33V36H196V38H194V40H193V38H192V40L195 41V42H196V40H199V41L196 42V43H198V46H199V44H201V46H199L198 49H197V48L195 49V50H197V51H195L194 49H191V50H190L191 52L189 51V48H188V52H187L186 49H187V47H189V45H188L189 43L186 42L187 40L185 41V39H187V37H189L190 34H189V36H188V34H187V37L185 36V39L182 38L183 41H185L186 43H188V44H187L188 46H186V47H185V45L183 44L184 47H185V48L182 47V48L184 49V50H183L181 47L179 48V46H178V43L180 42V41H179V37H180V36L177 35V34H179L181 31H180V32L178 31V33H177L176 28H174V30H172V31H176V34H175V32H174V34H173V35H175V38H174L173 35H171V36L168 35V37L170 36V37H169V40H170V41H171V39H173V38H174L175 41H176V38L179 36V37H178V40H177L178 42H176V43H177V44H176V45H177L176 48L178 49V52H179V51H180V52H179V54H177V53H175L176 55L174 54L175 57H176V59H175V57L173 56V52H171V51L173 50V49H171L172 47L169 48V46H173L174 43H173V45H172V43H171V45H168V44L170 43V42L168 41V37H167V36H166V37L164 36L165 38H167V41H168V43H166V42H167L166 40H165L166 42H164V39H165V38H164V37L162 38V36H160V35H162L161 32H162V33L165 32V31H163V30L165 29L164 26L162 27L163 30H161V29H159V28H161V26L159 27V25L157 24L158 27L156 28L157 25H156V23H154ZM165 24H166V23H165ZM181 24H182V23H181ZM210 24H209V25H210ZM15 25H16V26H15ZM21 25H22V26L24 25L25 28L22 27ZM101 25H103V24L101 23ZM106 25H107V24H106ZM133 25H134V23H133ZM137 25H136V26H137ZM142 25H141V26H142ZM149 25H150V23H149ZM169 25H170V23H169ZM169 25H167V27H168L169 30H170V29H171L170 26H172V24H171L170 26H169ZM175 25H174V27H175ZM198 25H199V24H198ZM198 25H196V26H198ZM227 25H228V24H227ZM18 26H19V27H18ZM73 26H74V25H73ZM73 26H72V27H73ZM89 26H91V27L89 28ZM104 26H105V25H103V27H102V26H101V27L104 28ZM136 26H133L134 29H133L132 27H131V28H132L133 30H135ZM139 26H140V25H139ZM184 26H183V27H184ZM196 26H194L195 30H196ZM221 26H220V27H221ZM61 27H62V28H61ZM64 27H66V28L64 29ZM67 27H69V28L67 29ZM80 27L86 28L87 30H86V29H82V28H80ZM94 27H95V28H94ZM145 27H146V26H145ZM147 27H148V26H147ZM147 27H146V28H147ZM167 27H166V29H167ZM180 27H182V26L180 25ZM192 27H193V26H192ZM218 27H219V26H218ZM224 27H225V26H224ZM227 27H228V26H227ZM17 28H16V29H17ZM102 28L99 29V33H98L97 36H99L100 38L102 37V39L106 42L105 36H104L103 34H106L107 31L103 30V31H105V33H104V32L102 31ZM137 28H138V27H137ZM142 28H143V27H142ZM146 28H145V29H146ZM148 28H150V27H148ZM152 28H150L149 30H151ZM190 28H191V27H188L187 29H190ZM198 28H199V27H198ZM215 28H216V29H215ZM10 29H11V28H10ZM12 29H13V28H12ZM12 29H11V31H12ZM72 29H74V28H72ZM72 29H71V30H72ZM81 29H82L83 31H81ZM93 29H92V30H93ZM117 29H120V28H117ZM123 29H124V28H122V30H123ZM128 29H127V30H128ZM172 29H173V28H172ZM191 29H192V28H191ZM199 29H200V28H199ZM13 30H14V29H13ZM71 30H70V32H72ZM75 30H76V29H75ZM77 30H76V31H77ZM84 30H86L87 32H84ZM92 30H91V31H92ZM106 30H108V29H106ZM125 30H126V28H125ZM125 30H124V32H125ZM133 30H131V33H132V32L135 33ZM138 30H140V27H139ZM142 30H143V29H142ZM179 30H181V29H179ZM183 30H184V28H183ZM227 30H228V33H229V32H230V31H229V27H228ZM227 30L224 28V31H223V32L225 33V37H223V38L221 39V41H223V40L226 38V35H227V34H226V31H227ZM24 31H25L24 33L22 32L23 34L27 33V32H26V29H25ZM67 31H68V32H67ZM91 31H90L89 33H91ZM96 31H97V30H96ZM96 31H95V32H96ZM101 31H102L103 33H102ZM108 31H109V30H108ZM114 31H115V30H114ZM129 31H130V30H129ZM144 31H146V30H144ZM152 31H151V32H152ZM167 31H168V30H167ZM172 31H169V32L171 33ZM187 31H189V30H187ZM192 31H194V30H192ZM204 31H203V32H204ZM218 31H219V29H218ZM221 31H222V29H221ZM16 32H17V30H16ZM16 32H15V33H16ZM111 32H112V31H111ZM118 32H120V30H119ZM124 32L122 31V32H120V34L122 33V36H123V35H126V34H127V35L130 34V32H126V33H124ZM169 32H167V33L170 34ZM183 32H184V31H183ZM183 32H182V35H186L185 32H184V33H183ZM189 32H190V31H189ZM189 32H188V33H189ZM198 32H199V30H198ZM200 32L202 33V31H200ZM200 32H199V33H200ZM15 33L12 32V34H15ZM74 33H75V32H74ZM76 33H77V32H76ZM114 33H115V32H114ZM123 33H124V34H123ZM136 33H137V32H136ZM140 33L142 34V31H140ZM148 33H149V32H148ZM216 33H218V32H215V33H214L215 36H216ZM220 33H221V32H220ZM230 33H232V34H230ZM230 33H229V35H230L229 37H230V38H231V36L234 37V36H233L234 33H233V32H230ZM261 33H262V32H261ZM261 33H260V34H261ZM263 33H264V32H263ZM263 33H262V34H263ZM20 34H21V33H20ZM27 34H29V33H27ZM72 34H73V33H72ZM85 34H84V35H85ZM92 34H93V32H92ZM96 34H97V33H96ZM143 34H145V33H143ZM195 34H196V33H195ZM207 34H203V35H205V37H206ZM114 35H115V34H114ZM114 35L111 33V37L114 36ZM139 35H140V34H139ZM150 35H152V34L150 33ZM150 35L147 34V36H150ZM156 35L153 34L152 37H154V36H156ZM164 35H166V32H165ZM182 35H181V36H182ZM211 35H212V34H211ZM214 35L210 37V34H209V39L211 40V38L215 37ZM221 35H222V34H221ZM12 36H13V37L16 36V37H15V38H12ZM12 36H10L11 39L9 38L8 40H9V41L12 40V42H13L12 44H13L15 47H17L16 45H18V44L20 45V43H23V41H22L23 38H22V37H24L23 40H24V42H25L26 34H25V36H21L20 38H19V36H18L17 34H16V35H12ZM71 36H72V35H71ZM97 36H96V37H97ZM108 36H109V34H108ZM116 36H117V34H116L114 37H116ZM130 36H132V34H130ZM134 36H135V35H134ZM176 36H177V37H176ZM193 36L191 35V37H193ZM198 36H200V34H198ZM219 36H220V35H218V37H219ZM227 36H228V35H227ZM81 37H84V36L82 35ZM99 37H98V38H99ZM111 37H109V38H111ZM114 37H113V38H114ZM124 37H125V36H124ZM124 37H123V38H124ZM127 37H129V36H127ZM139 37H140V36H138V38H139ZM141 37H143V36L141 35ZM141 37H140V38H141ZM144 37H146V36H144ZM150 37H151V36H150ZM160 37H161V38H160ZM172 37H173V38H172ZM182 37H184V36H182ZM202 37H203V36H202ZM229 37L227 38L228 40L225 39L227 43H228V41L230 40ZM263 37H264V35H263ZM21 38H22V39H21ZM88 38H89V34H88ZM100 38H99L98 40L96 39V40H97L96 42H97V44H98L99 46H100L99 40L101 41ZM113 38H111V39H113ZM118 38H119V37H118ZM123 38H121V36H120L119 39H117V38H116V39H117L118 42H119V40L122 41ZM135 38H136V37H135ZM138 38H136L137 42L139 41ZM157 38H158V39H157ZM220 38H221V36H220ZM220 38H219V39H220ZM258 38H262V35H261L260 37H258ZM69 39H70V40H69ZM111 39H110V40H111ZM148 39H150V38L148 37ZM174 39H173V40H174ZM195 39H196V40H195ZM203 39H204V38H203ZM206 39H207V38H206ZM209 39H207V40H209ZM233 39H234V38H233ZM256 39H257V38H255V40H256ZM67 40L70 41L71 43L68 42ZM76 40H77V41H76ZM79 40H80V39H79ZM84 40H86V39H84ZM87 40H88V39H87ZM113 40H114V39H113ZM130 40H132L131 37H130ZM130 40L128 41V39L124 38V41H123L124 44L122 43V44H123V45H122L123 50H124V47H126V49L128 48V49H131V50H132V47H131V46L134 47V44H135L136 41L134 42V41L132 40L131 43L134 42V44L130 46V43L126 44V42H130ZM134 40H135V39H134ZM150 40H151V39H150ZM173 40H172L171 42H173ZM180 40H181V39H180ZM189 40H190V39H188V41H189ZM204 40H205V39H204ZM213 40H214V38L212 39V41H213ZM257 40H258V39H257ZM257 40L255 41L256 43H257ZM261 40H262V39H261ZM17 41H18V42H17ZM20 41H22V42H20ZM72 41H73L74 43H72ZM88 41H90V40H88ZM88 41H86V42H88ZM107 41H108V40H107ZM121 41H120V42H121ZM148 41H149V40H148ZM190 41H191V40H190ZM202 41H203V40H202ZM233 41H234V40H233ZM262 41H263V40H262ZM67 42H68V43H67ZM92 42H93V40H92ZM146 42H145V43H146ZM185 42H184V43H185ZM210 42H211V41H210ZM214 42H217V40L214 41ZM218 42H219V44H220V43H223V42H224V44H225V41L220 42V40H219ZM230 42H231V41H230ZM230 42H229V44L232 45V44H231L232 42H231V43H230ZM17 43H18V44H17ZM65 43H66V44H65ZM82 43H83V42H82ZM106 43H108V42H106ZM164 43H166L167 45L164 44ZM186 43H185V44H186ZM192 43H193V42H192ZM192 43H190V45H191ZM202 43H203V42H202ZM263 43H264V42H263ZM263 43H262V44H263ZM63 44H64V45H63ZM84 44H85V43H84ZM84 44H83V45H84ZM86 44H87V43H86ZM86 44H85V45H86ZM94 44H95V43H94ZM125 44L128 45V46H130V47L125 46ZM136 44H137V43H136ZM179 44H180V43H179ZM208 44H209V43H208ZM224 44H223V45H224ZM229 44H228V45H229ZM248 44H249V42H248ZM251 44H252V42H250V45H251ZM253 44H254V45H251L252 47L249 45L251 48L248 47V45H245L244 48L247 46L245 49L248 48V49H250V51H252L253 53H256L255 51H257V53H258L259 50H261V52L263 51V50H262V49H263L262 44H261L262 49H259L260 46L257 45V46H256V48H257L256 50H253L254 47H255V43H253ZM13 45H12V47H14ZM19 45H18V46H19ZM22 45H23V44H22ZM24 45H26V43H25ZM90 45H91V43H90ZM103 45H104V44H103ZM181 45H182V43H181ZM183 45H182V46H183ZM211 45H213V43H210V45H208V46L211 47ZM217 45H218V43H217ZM223 45H222V47H223ZM226 45H227V44H226ZM230 45H229V49H228V47L226 48V46H225L226 49L224 50V52L227 51V50H230ZM3 46H4V48L6 47L7 50H6V48L4 49ZM3 46H1L2 48H0V53H1V54H0V55H1V56H0V59H1V57H3L2 59H7L8 56H9V55H7V54H8V47L6 46V44L3 45ZM59 46H60V47H59ZM69 46H68V47H69ZM87 46L89 47V42H88ZM92 46H93V45H92ZM108 46L110 47V45H108ZM108 46H107V47H108ZM114 46H115V45H114ZM135 46H136V45H135ZM191 46H192V45H191ZM191 46H190V47H191ZM219 46H220V45H219ZM20 47H21V45H20ZM65 47H66V48H65ZM88 47L85 46V47H84V51H85ZM94 47H96V46H94ZM194 47H195V45H194ZM196 47H197V46H196ZM215 47H216V46H214V48H215ZM220 47H221V46H220ZM222 47L220 48V51H221V52H222V50H223ZM64 48H65V49H64ZM72 48H71V49H72ZM89 48H90V51H92V50H91V46H90ZM115 48L118 49L119 47H115ZM149 48H150V47H149ZM161 48H162V49H161ZM164 48H165V50H164ZM168 48H169V49H168ZM191 48H193V46H192ZM3 49H4V50H3ZM14 49H15V48H14ZM62 49H63V50H62ZM69 49H70V48H69ZM71 49H70V51H71ZM96 49H97V48H96ZM107 49H108V48H106V50H107ZM109 49H110V48H109ZM109 49H108V50H109ZM121 49H122V48H121ZM137 49H136V50H137ZM141 49H142V48H141ZM170 49H171V51H170ZM177 49H176V50H177ZM180 49H181V50H180ZM217 49H218V48H216V49H214V50L217 51ZM231 49H232V46H231ZM73 50H76V49L74 48ZM98 50L100 51V49H98ZM98 50H97V51H98ZM101 50H104V49H101ZM118 50H119L118 53H120V49H118ZM118 50H117V51H118ZM134 50H135V49H134ZM154 50H156V49H154ZM182 50H183V51H182ZM4 51H5V52H4ZM63 51H65V52L63 53ZM67 51H68V49H67ZM97 51H96V53H95L96 55H97V53L99 52V51H98V52H97ZM104 51H105V50H104ZM113 51H114V50H113ZM148 51H147V52H148ZM193 51H194V52H193ZM200 51H199V53H200ZM204 51H205V50H204ZM204 51H203V52H204ZM247 51H249V50H247ZM250 51H249V52H250ZM68 52H69V51H68ZM86 52H87V51H86ZM100 52H103V51H100ZM109 52H110V50H109ZM121 52H122V50H121ZM123 52H124V53H123ZM123 52H122V53H123L125 56H126V55L129 56V52H128V50H126V52H125V50H124ZM142 52H144V53H142ZM174 52H175V50H174ZM201 52H202V51H201ZM221 52H220V53H221ZM227 52H228V51H227ZM252 52H251V53H252ZM263 52H264V51H263ZM263 52H262V53H263ZM61 53H60V54H61ZM72 53H74V56H75V57L78 56L77 53H76V51H74V52L72 51ZM89 53H90V52H89ZM93 53H94V52H93ZM106 53H107V51H106ZM111 53H112V50H111ZM111 53H110V54H111ZM125 53H126V54H125ZM127 53H128V54H127ZM184 53H186V54H184ZM188 53L190 54L189 56H188ZM222 53H223V52H222ZM257 53H256V54H257ZM70 54H71V53H70ZM81 54H82V53H81ZM83 54H86V53L84 52ZM104 54H105V52H104ZM107 54H109V53H107ZM107 54H105V56H108ZM167 54H169V55H168L169 57L172 56V58H167V59H169V60H167V59H166V57H168ZM211 54H212V55H211ZM225 54H226V52H225ZM249 54H250V53H249ZM256 54H255V55H256ZM258 54H261V53L259 52ZM58 55H59V56H58ZM66 55H68V54L66 53ZM66 55H65V56H66ZM72 55H73V54H72ZM92 55H93V54H92ZM92 55H91V58H93ZM96 55H95V56H96ZM101 55H102V54H101ZM101 55H99V56H101ZM113 55H114V54H113ZM113 55H109V56H112V58H113ZM115 55H116V54H115ZM131 55H132V53H131ZM131 55H130V56H131ZM134 55H133V56H134ZM181 55H182V56H181ZM185 55H186V57H185ZM218 55H220V54H218ZM223 55H224V53H223ZM251 55H252V54H251ZM251 55H250V58H249L250 61H253V62L257 61V60L254 61L253 59L251 60V58L254 57V56H253L254 54H253L252 56H251ZM5 56H6V57H5ZM48 56H49V55L46 54V57H48ZM53 56L51 55V56H49V58H44L45 60L47 59V61H45V62H43V63L46 64V63H48V61H49V63L52 62L53 59L55 58V57H53ZM57 56H58V57H57ZM65 56H63V58H64ZM69 56H70V55H69ZM89 56H90V55H89ZM157 56H159V55H157ZM177 56H179V58H178ZM187 56L190 57V58H188ZM215 56H216V55H215ZM259 56H261V55H259ZM259 56H258V57H259ZM262 56L264 57V54H262ZM262 56H261V57H262ZM50 57H53V59L50 58ZM78 57H79V56H78ZM81 57H82V55H81ZM131 57H132V56H131ZM193 57H194V59H193ZM210 57H211V58H210ZM212 57H213V58H212ZM216 57H217V56H216ZM218 57H219V56H218ZM224 57L227 59L226 56H224ZM256 57H257V55L255 56V58H256ZM9 58H10V57H9ZM85 58H86V57H85ZM98 58H99V57H98ZM108 58H109V57H108ZM110 58H111V57H110ZM110 58H109V60H110ZM119 58H120V59H119ZM126 58H127V57H126ZM186 58H187V59H186ZM199 58H200V59H199ZM209 58H210V59H209ZM222 58H223V56H221V59H222ZM50 59H51L52 61H51ZM66 59H67V58H66ZM68 59H69V58H68ZM74 59H75V58H74ZM94 59H95V57H94ZM99 59H100V58H99ZM149 59H151V60H149ZM153 59H154V60H153ZM171 59H172V60H171ZM173 59H174V60H173ZM183 59H184V60H183ZM195 59H196V60H195ZM217 59H218V58H217ZM249 59H248V60H249ZM259 59H260V58H259ZM61 60H62V59H61ZM70 60H71V58H70ZM80 60H81V59H80ZM90 60H91V59H90ZM90 60H89V61H90ZM101 60H102V59H101ZM101 60H100V61H101ZM106 60H107V59H106ZM106 60H104V61H106ZM117 60H118V61H117ZM119 60H120V61H119ZM162 60H163V61H162ZM164 60H165V61H164ZM185 60H186V61H185ZM189 60H191V61H189ZM192 60H193V61H192ZM219 60H220V59H219ZM219 60H218V61H219ZM260 60H261V59H260ZM43 61H44V60H43ZM54 61H55V60H54ZM81 61H82V60H81ZM81 61H80V62H81ZM83 61L86 62V60H84V59H83ZM83 61H82V62H83ZM89 61L87 60V62H89ZM95 61H96V60H95ZM104 61H103V62H104ZM138 61H139V62H138ZM158 61H159V62H158ZM170 61H171V63H169ZM184 61H185V62H184ZM195 61H196V63H195ZM209 61H210V62H209ZM222 61H223V60H222ZM225 61H227V60H225ZM228 61H230V60L228 59ZM250 61H249V62H250ZM58 62H59V64L61 63L60 61H58ZM82 62H81V63H82ZM125 62H126V63H125ZM162 62H163V63H162ZM173 62H174V63H173ZM175 62H176V63H175ZM186 62H188V64H187ZM190 62H192V63H190ZM214 62H215V63H214ZM253 62H252V63H253ZM259 62H260V61H259ZM262 62H263V60H262ZM262 62H261V63H262ZM49 63L47 64V67H49V66L52 67L51 65L54 64V62L51 63V65H50ZM55 63H56V62H55ZM73 63H74V64H73ZM129 63H130V65H129ZM151 63H150V65L153 66V63H152V64H151ZM159 63H160V64H159ZM167 63H169V64H167ZM189 63H190V64H189ZM226 63H228V62H226ZM226 63H225V65H224V67H226ZM230 63H231V62H230ZM230 63H228V64L230 65ZM232 63H233V62H232ZM250 63H251V62H250ZM250 63H249V65H250L251 67L248 66V67H250V68L246 69V71L243 70L244 68H243L242 70H243V73H244V71H245V72H247V71L249 72V69H250V73H251V74H248V72H247V73H244V76H243V73H240V72H239V71L241 70V68H239V69H240L239 71H238V69H237V71L239 72V73L237 74V71L235 70L236 68H235V66H234V63L232 64V65L234 66V69H233V66L231 67V66L228 65V67H229V68H228L229 71H228L227 68H226V69L224 68L226 71L223 73V70H222V71L220 70V72L223 73L225 76H229V77H228L229 79H225V81L228 80V82H230L229 85H228V82H227V84H226L224 81H223V82H224V84H226V85H225V89L228 87L227 90H229V93H230V94L232 93V92H230L231 87H233V88H237L238 85H239V87H240V88L238 87L239 90H238V89H236V90L233 89V90L235 91V96L238 97L239 100H237L236 97L233 98V97H234L233 94H231V96H230L231 98H230V99H232L233 101L236 100V102H234L235 104L237 103V101H238V102H241V101L243 100V101H242V103H243L242 105H243V106L241 107V109H243V107L245 106V107H244V110L246 109V111L252 109V108H250V107H251V102H252V103H253L252 107H254V108L252 109V111H254V113H252V111H251V113L248 112V114H250V115L254 114V115L257 116L258 113H260V115H259V116H260V120H261V118H262L261 121H263V120H264V89H263L264 84H263V86H262V85H260V83H261V81L264 79V77H263V76H264V66H262L261 68H260V66H259V68H260V70H261L260 72L263 73V74H262V75H263V76H262L263 79H262L261 77H258V78H259V79L257 80V83H258V84L255 83V85H254V87H253V86H252V85L254 84L253 82L256 81L257 76H259V74H258L259 71L257 72V70H258L259 68H258L257 65L255 66V67H257L256 72H257L258 75H256V77H254V78L252 79V77L255 75L256 72L254 73V71H255L254 69H255V68H253V65H251ZM56 64H58V63H56ZM65 64H66V63H65ZM79 64H80V63H79ZM93 64H94V62H93ZM95 64H96V63H95ZM101 64H102V63H101ZM101 64H100V65H101ZM103 64H104V63H103ZM119 64H120V63H119ZM123 64H124V65H123ZM170 64L173 65V66H171ZM195 64H196V65H195ZM197 64H198V65H197ZM204 64H205V65H204ZM206 64H207V65H206ZM208 64H211V65L209 66ZM212 64H213V65H212ZM256 64H257V63H256ZM48 65H49V66H48ZM63 65H64V64H63ZM86 65H87V64H86ZM90 65H91V64H90ZM90 65H89V66H90ZM132 65H133V66H132ZM161 65H162V66H161ZM167 65H168V67H167ZM187 65H188V67H187ZM191 65H193V66H192L193 68L191 67ZM194 65H195V66H194ZM254 65H255V63H254ZM262 65H263V64H262ZM57 66H58V65H57ZM60 66H61V65H60ZM65 66H66V65H65ZM70 66H71V64H70ZM77 66H78V67H77ZM119 66H120V67H121V66H122V67L127 66V67H125L126 69H124V68H122V67L120 68ZM135 66H137V67H135ZM169 66H170V67H169ZM178 66H179V67H178ZM189 66H190V69H189ZM203 66H202V67H203ZM47 67H46V68H47ZM58 67H59V66H58ZM58 67H56L55 64H54V68H56V70L59 69V70L56 71V73H57V75L55 76L56 78H57L58 76H60V75L62 76V75H64V74H66V73L60 71L61 68H62L63 66L60 67V68H58ZM68 67H69V66H68ZM72 67H71V69H73ZM80 67L84 68L85 71H83L82 68H80ZM91 67H92V65H91ZM94 67H95V65H94ZM96 67H97V65H96ZM96 67H95V68H96ZM117 67H118V68H117ZM128 67H130V68H129V69H130L129 71H128ZM139 67H141V68H139ZM160 67H161V68H160ZM177 67H178V68H177ZM182 67H183V68H182ZM185 67H186V68H185ZM220 67H221V66H220ZM113 68H114V69H113ZM166 68H167V70H166ZM230 68H231V69H230ZM262 68H263V69H262ZM63 69H64V67H63ZM68 69H69V68H68ZM91 69H92V68H91ZM99 69H100V68H99ZM106 69H107V70H106ZM115 69H116V70H115ZM117 69H118V70H117ZM123 69H124L125 71H124ZM141 69H143V70H141ZM161 69H162V70H161ZM170 69H171V70H170ZM188 69H189V70H188ZM210 69H212V68H210ZM215 69H214V71L216 72L218 69H217V70H215ZM219 69H220V68H219ZM222 69H223V68H222ZM65 70H66V68H65ZM93 70H95V69H92V71H93ZM104 70H105V71H104ZM134 70H135V71H134ZM147 70H148V71H147ZM150 70H151V71H150ZM152 70H153V71H152ZM157 70H159V71H157ZM176 70H177L178 72H177ZM231 70H232V71H231ZM233 70H235V71H233ZM90 71H91V70H90ZM111 71H113V72H112L113 75H112V73L110 74ZM114 71H115V72H114ZM127 71H128L129 73H128ZM131 71H132V72H131ZM145 71H146V72H145ZM154 71H155V74H153ZM162 71H164V73H163ZM179 71H180V72H179ZM191 71H192V73H191ZM211 71H212V74H211V75H210L208 72H206L207 75L205 74V75H206V76H205L204 73H203V77L205 76V78H206L207 80H208V78L210 77V79H209V83L213 82L215 76L218 77V76H217L218 74H220V76L222 75L221 73H217V72L213 74V70H211ZM77 72H74V73L76 74ZM98 72H99V71H98ZM116 72H117V73H116ZM119 72H121V73H119ZM122 72H123V73H122ZM160 72H162V73L159 74ZM169 72H171L172 74H171V75L168 74ZM183 72H184V73H183ZM218 72H219V71H218ZM241 72H242V71H241ZM35 73H36V72H35ZM35 73H34V74H35ZM37 73H38V72H37ZM58 73H59V74H58ZM61 73H63V74H61ZM125 73H127L128 75L125 74ZM149 73H150V74H149ZM180 73H181V74H180ZM225 73H226L227 75H226ZM232 73H233L234 75H233ZM29 74H30V73H29ZM29 74L26 73V71H25L24 73H22V74L20 73L21 76H22V75H23V76H24V75L28 76ZM34 74L32 75V78L29 77V79H31V80L27 79L28 83H29V82H30V83L28 84V86H26V85H27V82L25 83V84H26V85H25L26 88H28V87L30 88L31 85H32L33 88H34V86H35L36 84H38V83L33 84L32 79H33V81H36V82H38V81H41V82H42L41 78L39 79L38 75L36 74V75H37V76H36V75H34ZM39 74H40V72H39ZM44 74H45V73H44ZM95 74H96V73H95ZM117 74H119L118 76H120V77L116 76ZM122 74H124V75H122ZM130 74H132V77L134 78V81H133V79L131 80V76H130ZM133 74H134V75H133ZM146 74H147V75H146ZM182 74H183V75H182ZM215 74H217V75H215ZM230 74H231L232 76H231ZM247 74H248V75H247ZM126 75L128 76V79H127ZM152 75H153V76H152ZM209 75H210V76H209ZM212 75H214V76H212ZM241 75H242V76H241ZM250 75H251V76H250ZM252 75H253V76H252ZM40 76H42V75H40ZM45 76H46V75H45ZM124 76H125L126 78H125ZM139 76H140V77H139ZM142 76H144V77H142ZM147 76L150 77V78H148ZM173 76H172V77H173ZM207 76H209V77H207ZM211 76L213 77V80H212V77H211ZM247 76H248V77L250 76L249 79H247V78H248ZM260 76H261V75H260ZM35 77H36V78L38 77V78L36 79ZM48 77H49V76H48ZM48 77H47V78H48ZM52 77H53V76H52ZM62 77H63V76H62ZM104 77H105V78H104ZM122 77H123V79H124L123 82H122ZM221 77H222V76H221ZM221 77H220V78H221ZM223 77H224V76H223ZM223 77H222V78H223ZM244 77H247L246 80H245ZM44 78H45V77L43 76V81H45V82H44V83H45L44 86H46V80H47V78H45V79H44ZM50 78H51V77H50ZM50 78H49V79H50ZM58 78H59V77H58ZM58 78H57V79H58ZM60 78H61V77H60ZM119 78H120L121 80H120ZM129 78H130V79H129ZM135 78H136V79L138 78L137 81H136ZM142 78H144V79H142ZM145 78H146V79H145ZM164 78H165V79H164ZM196 78L199 79L198 77H196ZM196 78H195V80H196ZM201 78H202V77H201ZM205 78H202V79H200V80H203V79H205ZM222 78H221V79H222ZM250 78H251V79H250ZM34 79H35V80H34ZM97 79H98V78H97ZM103 79H104L105 81H104ZM118 79H119L120 81H119ZM147 79H148V80H147ZM154 79H153V81H154ZM189 79H190V86L193 87V86H194V80H193L192 78H189ZM216 79H218V78H216ZM216 79H215V80H216ZM236 79L239 80L240 82L237 81ZM37 80H38V81H37ZM90 80H93V78L90 79ZM98 80H99V79H98ZM109 80L107 81L106 84H108ZM112 80H110V81L112 82V84L115 83L114 80H113V81H112ZM130 80H131V81H130ZM145 80H147V81H145ZM149 80H150V81H149ZM176 80H177V79H176ZM180 80H179V81H180ZM200 80H198V82H197V80L195 81V82H197V84L199 83L198 86H197V89L195 90V91H197V92H200V91H201V90L198 91V90H199V87H200ZM210 80H212V81H210ZM233 80H234L235 82L238 83V84L236 83V86H237V87L234 86V85H235V82H233ZM244 80H245V82H244ZM18 81H19V80H18ZM52 81H53V83H54L55 80H52V79H51V82L49 81V84L52 83ZM56 81H57V80H56ZM87 81H86V82H87ZM101 81H100V82H101ZM182 81H181V82H182ZM217 81H219V82H217V83H215V84H219V85H216V86L213 87V85H214V84H213L212 87H213V88H216L217 91H218L219 88H217V86L220 87V81H222V80L218 79ZM15 82H17V81H15ZM58 82H59V81H58ZM93 82H95V83H94L95 86L98 85V83H99V82H98V83L96 84V81H95V80H94ZM102 82H101V83H102ZM121 82H122V83H121ZM174 82H175V81H174ZM181 82H180V84H181ZM184 82H182V83H184ZM202 82H205L206 84H208L205 80L202 81ZM248 82H249V83H248ZM262 82L264 83V80H263ZM9 83L11 84V82H9ZM9 83H8V84H9ZM12 83H13V85L15 84L16 86H19V85H20V86L17 88L18 90L16 89L18 92H16V90H14V92H16V94L18 93L17 95H19L20 92H21V91H20V88H21V86H23V84H20V82H19V85H18L17 83H14V82H12ZM34 83H35V82H34ZM44 83H42V84H44ZM89 83L92 84V82H89ZM125 83H126V82H125ZM128 83H127V85H128V87L130 88L131 85L129 86ZM132 83H131V84H132ZM159 83H160V81H159ZM159 83H158V84H159ZM175 83H176V82H175ZM213 83H214V82H213ZM221 83H222V82H221ZM233 83H234V84H233ZM245 83L250 84V87L248 86V84L246 85ZM252 83H253V84H252ZM42 84H41V85H42ZM55 84H58V83L55 82ZM112 84H111V85H112ZM118 84H117V85H118ZM148 84H150V83H148ZM154 84H155V82H154ZM154 84H153V85H154ZM156 84H157V83H156ZM172 84H173V82H172ZM178 84H179V83H178ZM178 84H177V85H178ZM195 84H196V83H195ZM261 84H262V83H261ZM13 85H12V86H13ZM38 85H39V84H38ZM41 85L38 86V87L41 88V87H42ZM47 85H48V84H47ZM109 85H110V84H109ZM109 85H108V87H109ZM122 85H124V84H122ZM122 85H121V87H122ZM138 85H139V84H138ZM141 85H143V84H141ZM141 85H139V87H140ZM146 85H147V84H146ZM151 85H152V84H151ZM160 85H161V83H160ZM162 85H163V84H162ZM201 85H202V84H201ZM208 85H210V84H208ZM222 85H223V84H222ZM243 85H244V86L246 85V86L244 87ZM256 85H258L259 87L256 86ZM9 86H10V85H9ZM32 86H31V87H32ZM98 86H99V85H98ZM104 86H105V85H103V87H104ZM114 86H116V85L114 84ZM119 86H120V85H119ZM124 86H125V85H124ZM134 86H135V85H134ZM148 86H149V85H147V87H148ZM154 86H156V85H154ZM203 86H204V85H203ZM229 86H230V87H229ZM241 86L244 88V91H243V88H242ZM260 86L262 87L263 92H262ZM10 87H11V86H10ZM108 87L105 86L104 88H108ZM125 87H127V86H125ZM125 87H124V88H125ZM132 87H133V86H132ZM132 87H131V88H132ZM136 87L138 88V86H136ZM151 87H152V86H151ZM151 87L149 86V88H151ZM159 87H160V86H159ZM165 87H166V86H165ZM176 87H177V86H176ZM178 87H180V86H178ZM182 87H187V85H184V84H183ZM195 87H196V86H195ZM201 87H202V86H201ZM205 87H206V85H205ZM205 87H204V88H205ZM257 87L260 88L261 91H260L259 89H258V91H255V89L257 90ZM44 88H45V87H44ZM47 88H48V87H47ZM109 88H110V89H111V88L113 89V88H115V87H113V85H112V87H109ZM134 88H135V87H134ZM134 88H132V89H134ZM140 88H142V87H140ZM152 88H153V87H152ZM160 88H161V87H160ZM174 88H175V87H174ZM208 88H209V86H208ZM213 88H211V89L209 90V92L211 91V92L209 93V95H208V92H207L208 90L206 91V92H207V93H206V96H207V99H208V96H210L211 93L214 95V96L212 95V98L209 100V101H211V100L213 99L212 102H209V105H211V104H215V109L212 108V106H210L211 108H209V110H213V109L216 110V109H217V112H218L219 108L221 107V106H220V103H222V102L224 103V102L226 101V99H227L229 96H228V97H224V98H225V99H223L224 101L222 100V102H220L219 99H221V97L223 98V95H221V94L224 93L226 90H223L224 86L220 87V89H222V90L219 89V90H220L219 92H220L221 94H220L219 92H217V93H218L221 97L219 96V99L217 100V99L215 98V96H217V93L214 91V90H216V89H213ZM250 88H252V89L250 90ZM13 89H15L14 86H13V88H12V91H13ZM115 89H116V88H115ZM115 89H113V90H115ZM120 89H122V88H120ZM120 89H119V90H120ZM135 89H136V88H135ZM143 89H144V87H143ZM164 89H165V88H164ZM168 89H169V88H168ZM168 89H166V90H168ZM194 89H195V88H194ZM205 89H207V88H205ZM241 89H242V90H241ZM247 89H249V91H247ZM119 90H116V91H119ZM138 90H139V88H138ZM145 90H146V89H145ZM148 90H150V89H148ZM148 90H147V91H148ZM151 90H152V89H151ZM151 90H150V91H151ZM233 90H232V91H233ZM237 90H238V92H239L238 95L236 94V91H237ZM245 90H246L247 92H246ZM252 90L254 91V93L256 94V96H254V93L251 94V95H253V97H256V98H253V97L250 95V93H251ZM116 91H115V92H116ZM120 91H122V90H120ZM120 91H119V92H120ZM123 91H125V89H124ZM135 91H136V90H135ZM141 91H144V90L141 89L140 92H141ZM150 91H149V94H150ZM234 91H233V93H234ZM125 92L127 93V91H125ZM128 92H129V91H128ZM136 92H137L136 94L139 93V91H136ZM214 92H215V94H214ZM227 92H228V91H226V94H228ZM117 93H118V92H117ZM132 93H134V92H132ZM132 93H130V94H132ZM142 93H144V92L139 93V95H136V94H135V95H131L130 98H127V97L124 96V95H123V96L126 97V98L128 99V100L125 99V100H127L126 102L131 101V103L136 104V103L134 102V101H136L135 96H136V98H137V97L141 96ZM245 93L248 94V95H246ZM259 93H261V94H259ZM120 94H122V93H120ZM124 94H125V93H124ZM144 94H145V93H144ZM144 94H143V95H144ZM146 94H147V92H146ZM146 94H145V95H146ZM149 94H148V95H149ZM166 94H167V93H166ZM200 94H201V92H200ZM202 94H203V93H202ZM202 94H201V95H202ZM230 94H229V95H230ZM258 94H259V96H258ZM125 95H126V94H125ZM167 95H168V94H167ZM242 95H243V96H242ZM119 96H120V95H119ZM128 96H129V95H128ZM152 96H153V94H152ZM172 96H173V95H172ZM203 96H204V95H203ZM206 96H205V97H206ZM226 96H227V95H226ZM232 96H233V97H232ZM245 96H246V97H245ZM250 96H251V97H250ZM131 97H132V98H131ZM149 97H150V96H149ZM213 97L215 98V100H214ZM259 97H260V99H259ZM141 98H143V97H141ZM141 98H139V99H141ZM153 98H154V97H153ZM170 98H171V97H170ZM203 98H204V97H203ZM217 98H218V97H217ZM241 98H242V99H241ZM261 98H262V99H261ZM129 99H130V100H129ZM151 99H152V98H151ZM151 99H150V102H152V100H153V99H152V100H151ZM205 99H206V98H205ZM230 99H229V100H230ZM122 100H124V98H123ZM141 100L144 101L145 99H144V100L141 99ZM141 100H140V101H141ZM183 100H187V98H185V99H183ZM232 100H230V101L232 102ZM202 101H203V99H202ZM216 101H217V102H216ZM137 102H139V101H137ZM147 102H148V101H147ZM154 102H155V100H153L152 103H154ZM249 102H250V104H249ZM260 102H261V103H260ZM201 103H202V102H201ZM205 103H206V102H204V107H207V105H206ZM227 103H230V102H228V100H227ZM234 103H232L231 105L226 104V103H225V104H226V105H229V106H231V107L233 108L234 106H232V105H234ZM258 103L262 104L261 106H262L263 108H261V107H260V104H258ZM141 104H142V103H141ZM202 104H203V103H202ZM217 104H219V105H217ZM237 104H238V103H237ZM150 105H151V104H150ZM152 105H153V104H152ZM221 105H223V104H221ZM239 105H240V104H239ZM143 106H145V105H143ZM153 106H154V105H153ZM153 106H152V107H153ZM229 106H226V109H228ZM147 107H148V106H147ZM202 107H203V106H202ZM217 107H219V108H217ZM231 107L228 109V111H229V110H233V112H234L235 108L232 109ZM235 107H236V106H235ZM237 107H238L239 109H236V110H240V107H239L238 105H237ZM221 108L223 109V106H222ZM259 108H260V110H259ZM181 109H182V112H183L184 114H187V111H186V109H185L184 107H182ZM222 109H221V110H222ZM226 109H224V110H226ZM221 110H219V111H221ZM236 110H235V111H236ZM256 110H257V111H256ZM152 111L155 112L156 109H152ZM179 111H180V109H179ZM228 111H227V114H228ZM240 111H243V110H240ZM246 111H243L244 114L241 113V114H242V115L240 114L241 116H239V114H238L239 112L237 113V114H238V117H240V118H237V120H239V121L241 120V122H243V124H242L241 122L238 121V122H239V125L237 124V126H239V127H238V128H235L236 131L243 130V129L245 128V127H244L245 125H246V127H248V126L250 125L249 123H247V121H246L247 119H246V120L244 119V118H246V115H247V113H245ZM158 112H159V111H158ZM160 112H163V111L161 110ZM182 112L180 111V113L182 114V117H183V116H185V115H183ZM155 113H156V112H155ZM221 113H226V111L224 112V111L222 110ZM256 113H257V114H256ZM218 114H219V112H218ZM231 114H233V113H231ZM235 114H236V113H235ZM245 114H246V115H245ZM160 115H162V114H160ZM220 115H221V114H220ZM221 116H222V115H221ZM221 116H220V118H221ZM230 116H231V117H232V116L235 117V115H230ZM243 116H245V117H243ZM259 116H257L256 118H259ZM160 117H161V116H160ZM234 117H233V118H234ZM241 117H242V118H241ZM252 117H253V116H249V117H247V118L252 120ZM253 118H255V117H253ZM218 120H219V119H218ZM222 120H223V119H222ZM256 120L258 121L259 119H256ZM254 121H255V120L253 119V122H254ZM218 122H220V121H218ZM218 122H217V123H218ZM248 122H250V120H249ZM259 122H260V121H259ZM120 123H121V122H120ZM120 123H119V121H114V122L111 124V125H112V127H111L112 129H110V130L113 132V130L115 129V130H116L115 132H117V133L113 132V134H111V137H112L111 139H112V140L115 139V137H116L115 135H116V134H118L119 132L122 131V128H121V130H120L119 132L117 131L118 129H120V126H121ZM217 123H216V125H217ZM224 123H226V121H225ZM234 123H235V121H234ZM244 123H245V124H244ZM257 123H258V122H257ZM257 123H255V122L252 123V122H251V125H252V126H253V124L256 125V126H255V130L257 129V131H259V130L261 131L262 128L260 129V127H258V125H259L260 123H262V124L264 125V121H263V122H260L259 124H257ZM114 124H115V125H114ZM184 124H185V123H184ZM240 124H241V126H240ZM247 124H248V126H247ZM262 124H260V126H262ZM218 125H219V124H218ZM218 125H217V129L220 130V128H218L220 125H219V126H218ZM224 125H226V124H224ZM233 125H234V124H233ZM233 125H232V127H233ZM235 125H236V123H235ZM235 125H234V127H237V126H235ZM118 126H119V127H118ZM184 126H185V125H184ZM227 126H228V125H227ZM40 127H41V125H40ZM117 127H118V128H117ZM181 127H182V126H181ZM224 127H225V126H224ZM229 127H230V126H229ZM37 128H38V130H39V126H37ZM41 128H42V127H41ZM183 128H184V127H183ZM185 128H186V130H187L188 133L190 132V134H193V132H191V130L188 131V130L190 129L189 127H188L189 129H188L186 126H185ZM185 128H184V129H185ZM215 128H216V127H215ZM258 128H259V130H258ZM217 129H216V130H217ZM221 129H222V128H221ZM226 129H227V128H225V130H226ZM232 129H233V128H232ZM182 130H183V129H182ZM225 130H224V131H225ZM111 131H110V133H111ZM220 131H221V130H220ZM228 131H229V130H228ZM232 131H233V130H232ZM183 132L185 133L186 131L183 130ZM187 132H186V134H188ZM225 132H226V131H225ZM225 132H224V133H225ZM184 133H182V134H184ZM221 133H222V132H221ZM226 133H227V132H226ZM226 133H225V134H226ZM190 134H188V136H189ZM209 134H210V133H209ZM222 134H223V133H222ZM229 134H230V133H229ZM229 134H228V135H229ZM119 135H120V133L118 134V136H119ZM210 135H211V134H210ZM214 135H215L214 138L217 140L218 137L216 136V134H214ZM223 135H224V134H223ZM228 135H226V136H228ZM113 136H115V137H113ZM182 136H183V135H182ZM188 136H187V135H186V136L184 135L183 137H186V139L188 140V138H189L191 135H190L189 137H188ZM204 136H205V135H204ZM204 136H201V137H204ZM206 136H208V135H206ZM229 136H230V135H229ZM183 137H182V139H183ZM187 137H188V138H187ZM193 137H194V136H193ZM193 137L191 136V139H192V140H194ZM208 137H209V136H208ZM208 137H207V138H208ZM212 137H213V136H212ZM117 138H118V137H117ZM155 138H156V137H155ZM180 138H181V137H180ZM194 138H195V137H194ZM197 138H199V137H197ZM197 138H195V139H197ZM209 138H210V137H209ZM186 139H185V140H186ZM191 139H190V140H191ZM203 139H204V138H203ZM203 139H202V140H203ZM205 139H206V138H205ZM211 139H212V138H211ZM211 139H210V140H211ZM215 139L212 140V141H215ZM115 140H116V139H115ZM179 140H180V139H179ZM185 140H184V141L180 140V141L186 143L187 140H186V141H185ZM197 140H198V139H197ZM197 140H196V141H197ZM228 140H230V139H228ZM180 141H179V142H180ZM194 141H195V140H194ZM194 141H193V142H194ZM196 141H195V142H196ZM206 141H207V139H206ZM113 142H114V141H113ZM188 142H189V140H188ZM188 142H187V143H188ZM193 142L191 141V143H193ZM198 142H199V141H198ZM208 142H209V141H208ZM177 143H178V142H177ZM180 143H181V142H180ZM187 143H186V144H187ZM191 143H189V144H191ZM196 143H197V142H196ZM211 143H212V142H211ZM111 144H112V143H111ZM194 144H195V143H194ZM194 144H191V145L194 146ZM212 144H213V143H212ZM214 144H215V143H214ZM113 145H114V144H113ZM109 146H110V145H109ZM111 146H112V145H111ZM111 146H110V147H111ZM110 147L108 148V145H105V146L103 147L102 151L104 152V154L107 153V151H108V149H110ZM109 151H110V150H109ZM109 151H108V152H109ZM126 154H127V153H126ZM105 157L108 158L107 154H106ZM175 161H176V160H175ZM175 161H174V162H175ZM175 163H177V162H175ZM174 166H175V164H174ZM205 169H207V168H205ZM209 169H210V167H209ZM209 169H207V171H210ZM213 169L215 170L216 167H215V168H214V167L211 168L210 173H211V172L213 173ZM200 170H203V171H204V168H203V169L200 168ZM200 170H199V171H200ZM205 172H206V170H205ZM212 173H211V174H212ZM214 173H216V172H214ZM208 174H209V173H208Z\"/></svg>", "mask_w": 264, "mask_h": 264}]
</instances>
